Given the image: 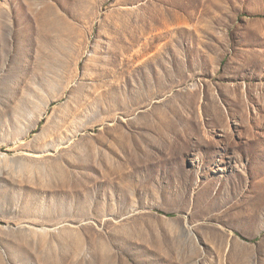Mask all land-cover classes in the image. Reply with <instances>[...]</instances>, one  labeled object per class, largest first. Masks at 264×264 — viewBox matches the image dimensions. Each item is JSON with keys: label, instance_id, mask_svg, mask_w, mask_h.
<instances>
[{"label": "rangeland", "instance_id": "rangeland-1", "mask_svg": "<svg viewBox=\"0 0 264 264\" xmlns=\"http://www.w3.org/2000/svg\"><path fill=\"white\" fill-rule=\"evenodd\" d=\"M205 226L264 264V0H0V264H170Z\"/></svg>", "mask_w": 264, "mask_h": 264}, {"label": "crops", "instance_id": "crops-1", "mask_svg": "<svg viewBox=\"0 0 264 264\" xmlns=\"http://www.w3.org/2000/svg\"><path fill=\"white\" fill-rule=\"evenodd\" d=\"M203 228V234L198 237L184 236L174 257L166 261L170 264H254L253 255L245 252V243L231 233L209 226ZM212 230L217 233L213 234Z\"/></svg>", "mask_w": 264, "mask_h": 264}]
</instances>
